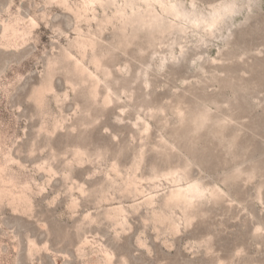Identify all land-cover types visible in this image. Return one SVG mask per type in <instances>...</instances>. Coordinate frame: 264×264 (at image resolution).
<instances>
[{
    "label": "rangeland",
    "instance_id": "rangeland-1",
    "mask_svg": "<svg viewBox=\"0 0 264 264\" xmlns=\"http://www.w3.org/2000/svg\"><path fill=\"white\" fill-rule=\"evenodd\" d=\"M0 165V264H264V0H0Z\"/></svg>",
    "mask_w": 264,
    "mask_h": 264
},
{
    "label": "bare ground",
    "instance_id": "bare-ground-1",
    "mask_svg": "<svg viewBox=\"0 0 264 264\" xmlns=\"http://www.w3.org/2000/svg\"><path fill=\"white\" fill-rule=\"evenodd\" d=\"M145 1H149V0H145ZM83 2L85 4L86 9H94L95 10V6L97 4H101L102 5L105 2V0H83ZM6 28H7L6 30H8V27H6ZM13 33L16 34V33H18V31L13 30ZM79 62H81V61H79ZM0 179H1V181H3L4 183H7V184L8 183L13 184V185L16 184V181L13 178H10L9 180H5L4 179V169L1 167V165H0ZM7 190H8V194L9 195H13L14 200L18 199V200H20V202H28V204L30 203V198H29L28 194L25 191H23L19 195H15V192L12 189H7ZM23 190H24V188H23ZM186 193L187 192H182V191L178 192V194L180 196L189 197L188 194H186ZM108 256H109V254H107V259H108ZM108 261H109V259H108Z\"/></svg>",
    "mask_w": 264,
    "mask_h": 264
},
{
    "label": "snow or ice",
    "instance_id": "snow-or-ice-1",
    "mask_svg": "<svg viewBox=\"0 0 264 264\" xmlns=\"http://www.w3.org/2000/svg\"><path fill=\"white\" fill-rule=\"evenodd\" d=\"M51 2L53 3V4H55L56 3V0H51ZM79 154V153H78ZM79 191H80V195H82V196H86L87 195V191L81 186L80 187V189H79ZM73 203L74 204H76L77 203V201H73ZM257 231H262V232H264V228H262V229H257ZM139 247L140 248H146V245L141 241L140 243H139ZM150 254V253H149ZM237 254H239V253H237ZM108 259H109V261H112L114 258L112 257V256H108ZM119 264H130V262H129V260H127V259H123V258H121L120 259V261H119ZM218 264H224V262L223 261H219L218 262Z\"/></svg>",
    "mask_w": 264,
    "mask_h": 264
}]
</instances>
